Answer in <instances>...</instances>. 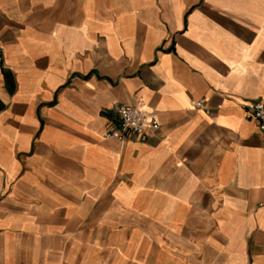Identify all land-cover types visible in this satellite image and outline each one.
Instances as JSON below:
<instances>
[{"label": "crops", "instance_id": "crops-1", "mask_svg": "<svg viewBox=\"0 0 264 264\" xmlns=\"http://www.w3.org/2000/svg\"><path fill=\"white\" fill-rule=\"evenodd\" d=\"M256 100L264 0H0V264H264Z\"/></svg>", "mask_w": 264, "mask_h": 264}, {"label": "built area", "instance_id": "built-area-1", "mask_svg": "<svg viewBox=\"0 0 264 264\" xmlns=\"http://www.w3.org/2000/svg\"><path fill=\"white\" fill-rule=\"evenodd\" d=\"M190 106L209 114L203 101H191ZM247 107L257 121L258 129L264 131V101H253ZM153 117V111L146 107L119 105L116 107V120L105 133L104 139L124 143L127 138L133 137L139 142L145 143L149 137L155 135L159 130V125L153 120Z\"/></svg>", "mask_w": 264, "mask_h": 264}]
</instances>
